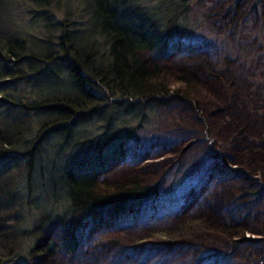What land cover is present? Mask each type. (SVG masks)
Wrapping results in <instances>:
<instances>
[{
	"label": "rangeland",
	"instance_id": "1",
	"mask_svg": "<svg viewBox=\"0 0 264 264\" xmlns=\"http://www.w3.org/2000/svg\"><path fill=\"white\" fill-rule=\"evenodd\" d=\"M41 1H50L46 12L53 25L46 30L40 13L38 21L32 17L35 11L29 10L36 8L30 0H6L12 4L5 21L12 27L8 34L55 41L61 24L81 20L79 0ZM189 9L190 32L176 36L167 53H140L146 62L171 74L184 68L196 73L199 81L188 95L170 94L166 102L150 103L138 113L134 107L125 111L127 103L108 107L104 117L114 116L108 124L93 115L65 138L42 141L30 172L26 164L31 154L12 153L20 156L24 169V175L16 173L24 230L34 228L44 214L43 208L27 203V174L38 183L42 174L40 180L48 177L50 185L59 176L66 153L92 149L89 141L73 146L86 135L103 142L106 134L110 138L117 134L126 141L125 153L103 166L98 181L109 184L139 174L160 192L139 211L106 210L99 219L86 218L76 232L74 253L63 244L61 224H54V257L46 264H264V0H192ZM37 45L44 48L47 43ZM49 77L18 82L14 100L1 85L16 80V75L0 79V110H9L14 102L19 105H12L13 113L23 116V110L13 106L30 102L26 120L32 139L41 132L40 121H45L33 107L38 104L34 93L46 96L75 88L67 77L49 86ZM116 99L126 98H112ZM58 148L61 154L56 155ZM15 163L9 156L1 161L8 170ZM40 190L37 185L32 196ZM54 197L43 190L37 203L54 211L62 207L61 199ZM26 233L19 240L16 260H23L39 238ZM29 262L45 264L32 257Z\"/></svg>",
	"mask_w": 264,
	"mask_h": 264
},
{
	"label": "trees",
	"instance_id": "2",
	"mask_svg": "<svg viewBox=\"0 0 264 264\" xmlns=\"http://www.w3.org/2000/svg\"><path fill=\"white\" fill-rule=\"evenodd\" d=\"M79 1L82 5L78 14L81 20L68 19L61 24V34L54 41L48 36L25 39L17 33L8 34V29L12 27L10 22L5 24V21L12 4L0 0V79L16 75V80L1 85L8 88L9 98H14L18 82L24 80L30 83L46 74L51 76L49 86L66 77L69 85L75 84L74 89L71 86L67 90L46 93V96H36L33 92L34 103H38L33 106L35 112L45 116V121H40L43 122L41 132L33 139L28 136L30 126L26 120L30 102L13 106L20 107L25 113L23 116L13 113L12 105H19L14 102L9 110H0V264H29L31 257L40 263H48L54 257L56 245L52 241L51 230L56 223L63 227L64 246L74 253L76 232L86 218L92 216L99 219L106 210L117 214L139 211L160 196L158 186L146 184L139 174L109 184L98 181V173L103 166L116 155L125 153L126 141L117 134L111 138L110 133L106 134L108 137L103 142L86 135L76 140L73 146L89 141L92 149L83 153L78 151L77 154L66 153L63 168L60 166L59 176H55L50 185L48 177L40 180L42 174L41 178L37 176L39 183L30 181L31 173L27 174L26 182L30 185L27 203L43 208L44 214L34 228L24 230L19 222V201L23 203V198L16 180V173L21 171L24 175V169L18 162L20 156H12L14 151L31 154L26 164L30 172L34 169L36 158H39L42 141L52 140L58 135L65 138L67 133L77 130V123L93 115L105 119L108 124L114 117L113 114L104 117L103 112L108 107H120L127 103L125 111L134 107L133 110L138 113L145 111L150 103L166 102L170 94L188 95L199 81L196 73L189 69L171 74L160 65L146 62L140 54L149 50L167 53L176 36L190 32L188 15L192 0ZM30 2L36 8L29 10L35 11L32 17L36 19L37 13H40V22L46 23L47 30L53 25L46 12L50 1ZM40 41L47 46L39 48L37 44ZM23 64L27 71L22 68ZM88 83L91 88L86 85ZM175 84L177 86H173ZM116 97L126 99L112 100ZM58 152L56 155L61 154V148ZM8 156L16 162L9 167L10 170L5 168L7 165H1V161ZM35 183L41 185V190L34 197ZM43 190L48 197L55 195L54 200L61 199L62 207H56L51 212L47 211L48 205L41 207L37 200ZM55 205L58 206V203ZM26 231L29 236L37 234L39 238L23 260L19 257L16 260L19 240L25 237Z\"/></svg>",
	"mask_w": 264,
	"mask_h": 264
},
{
	"label": "bare ground",
	"instance_id": "3",
	"mask_svg": "<svg viewBox=\"0 0 264 264\" xmlns=\"http://www.w3.org/2000/svg\"><path fill=\"white\" fill-rule=\"evenodd\" d=\"M230 174V173H229Z\"/></svg>",
	"mask_w": 264,
	"mask_h": 264
}]
</instances>
